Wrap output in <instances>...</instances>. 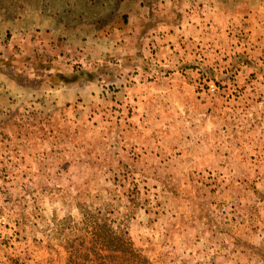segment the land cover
I'll return each instance as SVG.
<instances>
[{
    "label": "rangeland",
    "instance_id": "1",
    "mask_svg": "<svg viewBox=\"0 0 264 264\" xmlns=\"http://www.w3.org/2000/svg\"><path fill=\"white\" fill-rule=\"evenodd\" d=\"M0 264H264V0H0Z\"/></svg>",
    "mask_w": 264,
    "mask_h": 264
},
{
    "label": "trees",
    "instance_id": "2",
    "mask_svg": "<svg viewBox=\"0 0 264 264\" xmlns=\"http://www.w3.org/2000/svg\"><path fill=\"white\" fill-rule=\"evenodd\" d=\"M117 243V242H116Z\"/></svg>",
    "mask_w": 264,
    "mask_h": 264
}]
</instances>
